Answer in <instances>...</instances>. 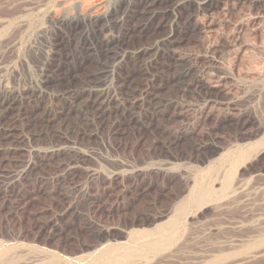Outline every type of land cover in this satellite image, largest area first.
<instances>
[{
	"label": "rangeland",
	"instance_id": "obj_1",
	"mask_svg": "<svg viewBox=\"0 0 264 264\" xmlns=\"http://www.w3.org/2000/svg\"><path fill=\"white\" fill-rule=\"evenodd\" d=\"M119 1L133 6L124 5L113 31L125 39L112 45L120 54L152 49L173 29L185 38L177 53L192 65L187 81L211 67L223 86L209 84L206 104L183 97L182 69L171 62L147 73L139 67L153 53L139 66L126 60L134 85L157 86L161 113L127 107L88 128L67 146L78 162L69 178L68 168L48 165L23 179L35 148L18 129L0 139V264H264V0H191L185 12L175 1L158 31L136 0H0V61L19 82L10 87L28 78L51 96L80 89L78 80L99 69L94 40L83 51L85 26L68 36L49 20L104 13ZM47 105L28 110L39 117ZM213 147L202 159L198 150Z\"/></svg>",
	"mask_w": 264,
	"mask_h": 264
},
{
	"label": "bare ground",
	"instance_id": "obj_2",
	"mask_svg": "<svg viewBox=\"0 0 264 264\" xmlns=\"http://www.w3.org/2000/svg\"><path fill=\"white\" fill-rule=\"evenodd\" d=\"M175 1L177 2V4L175 3L176 6H174L175 11L185 12L192 9L194 5L191 0H136V3L141 6L143 11L153 17L152 21L154 24L155 20H158L159 26L154 27L157 30V28L167 26L166 20L170 12L166 8ZM126 3L119 1L117 5L104 13L101 12L86 17L70 18L69 16H63L59 19L51 18L49 20L51 24L57 25L58 28H56L59 33L62 32L61 34H63V30L68 31L69 35L65 32L68 36L71 34H74L73 36L78 35L76 30L78 31L81 26H85L88 31H86L87 36L83 35L79 38V42L82 45L80 48L83 51H91L88 36L94 40L95 47L98 49L96 53L99 69L95 74L87 75L78 80L81 84L80 89L57 91L51 96L41 86L42 82L40 83L41 85L34 84V86L27 80L28 78L23 82V85H18L17 88L10 87L11 81H16L18 84L19 82L14 74L8 76L4 73L5 64L3 67V63L0 61V139H5L6 141L8 138H17L16 130L18 129L21 131V136L17 139L21 142H27L30 147L32 146L36 150L31 154L34 161L32 160L33 162L23 171V179H29L38 169L48 165H55L59 169L66 167L68 168L66 176L68 178L73 177L75 176L76 164L78 163L77 156H72L67 152V146L79 145L86 137L87 134L85 133L88 128L95 126L97 129L109 123L114 115L123 110L126 111L127 107L147 108L154 115L161 111L163 100L160 97L157 86L153 83L143 87L134 85L132 74L124 71L125 61L128 59L138 65L137 60L140 57L153 53L154 59L145 63L143 68L139 67L140 70L147 73L154 66L161 65V60L171 62L174 67L181 68L182 70H179L180 74L176 79V83L179 85L184 98H189L190 96L203 97L207 104L210 99L205 97L207 95L206 91L210 88L209 84L215 83V88L223 86L224 78L220 76L219 72L213 71L211 67L199 69L193 79L187 81L186 78L188 77L186 76L193 71L192 65H187L188 60L177 53L185 38L181 33L174 32L173 29L163 40L158 41L152 49L138 48L131 53V56H127L125 53L120 54L112 45H124L125 39H116L113 31L119 25V16L125 11V9L124 11L122 10L124 5H127L126 9L133 7L131 2L127 1ZM201 10L198 6V11ZM174 22L176 25H180L182 18L175 15ZM62 39H64V36H62ZM53 52L48 56L53 57ZM46 60L49 62L50 58ZM42 71L45 74V69ZM83 92L86 93L87 98L81 101L79 99ZM221 92H223L221 89L217 92L218 96L223 94ZM46 98L53 100L52 103L49 100L48 102ZM40 103L49 105L44 108L43 115L38 117L28 109L36 107ZM52 104H57V106L61 107L53 109ZM23 106H26L27 109H22ZM73 119H75L74 122H72ZM4 121L8 124L5 129L2 127ZM55 123L59 124H57V129L52 128ZM38 124L40 125V127L38 126L39 128L37 127ZM214 147L201 148L198 153L202 159L207 160L218 151ZM61 157L65 158L64 161L68 165L60 161Z\"/></svg>",
	"mask_w": 264,
	"mask_h": 264
}]
</instances>
